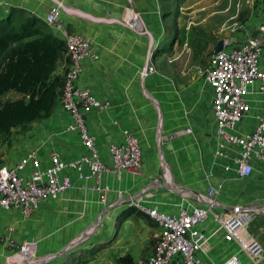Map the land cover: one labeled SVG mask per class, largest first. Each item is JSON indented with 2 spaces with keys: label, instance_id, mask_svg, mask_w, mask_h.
<instances>
[{
  "label": "crops",
  "instance_id": "obj_1",
  "mask_svg": "<svg viewBox=\"0 0 264 264\" xmlns=\"http://www.w3.org/2000/svg\"><path fill=\"white\" fill-rule=\"evenodd\" d=\"M54 2L60 4L58 18L62 26L71 32L90 38L98 54L95 60L84 62L83 72L77 84L81 87H88L100 101L108 104L103 110H94L89 113L85 119L89 132L96 138L100 158L106 165L111 166L108 144L120 142L123 138V129H128L138 139L141 146L142 168L137 175L125 170L119 173L104 172L99 181V186L108 191L104 201L101 200V193L90 189L94 184L93 180L78 179L73 171L65 170L72 179L73 188L61 193L56 199L44 201L39 209L29 216L24 217L16 210L0 208V264L3 263L5 254L8 252V239L15 243H21L24 240L35 242L36 257L51 262L49 264L52 262L56 264L61 253L63 254V251L78 238V235L84 236L94 226L93 223H100L103 218L102 225L106 222L113 223L116 218L121 222L124 221V224L128 223V226L135 223L137 219L145 220L135 211L130 215L125 213L130 207L126 204V200L129 197L141 195V189L149 185L153 180L152 177L155 176L144 167L142 146L148 142L147 138L152 137L155 130L153 111L158 113L159 120L162 121L159 128L161 127L165 137L174 132L178 136L180 134L189 135L196 140L199 147L200 165L208 180L203 189L194 191L189 204H204L196 199V194H204L209 184L224 179L223 189L214 198V211H227L239 205L264 208L263 163L255 162L254 173L245 180L236 179L232 173H224L219 162L214 163L212 153L216 141L215 121L210 107L211 91L208 85L210 95L206 104L210 109V120H208L209 130L205 132L210 136L204 137L199 128L201 117L196 120L193 134H189L192 130L186 132L188 125L193 123V119L188 118L189 116L184 118L175 109L177 106L173 101L174 96H171L174 92L171 89L169 78L152 74V72L151 75L147 73L144 77L142 70L146 62L144 44L142 40H138V37L146 36L150 30L154 33L159 31L155 25H150L148 29L143 22L145 14L147 18L149 13L159 15V0H0V5L18 6L42 19ZM251 3L252 10L245 22L247 37H261L257 27L264 25V0H251ZM129 6L139 9L147 31L146 35L137 34L117 22L123 10ZM52 33L59 36L57 31L52 30ZM149 42L153 44L151 39ZM231 42L237 43L238 41L232 39ZM66 64L65 56L63 67L58 69L57 66L56 72L60 70L62 74ZM148 98L154 101V104ZM249 98L252 112L238 125V132H247L254 127L252 114L257 113L261 108L260 95L251 94ZM167 103H172L171 109L177 113L175 121L169 115L170 109ZM53 115L54 118L57 117V120L51 127H56V130L55 133L51 131L50 138H44L46 130L35 133L27 132L23 138L24 142L15 141L6 153L4 158L6 162L1 161L0 163L8 166L14 164L27 149L37 151L44 159V163L50 151L57 152L66 161L76 158L84 148L78 134L66 130L72 120L62 109L59 101H56L53 107ZM166 118H168V123L164 129L163 121ZM166 143L168 150L173 148L169 158H174L176 153L183 155V142L178 139L172 141L167 139ZM209 163L210 168L208 169ZM165 174L167 175V172ZM153 187L150 190L151 194L141 195L142 203L156 204L159 209L166 212H177L182 206L188 205L186 199L189 198L188 193L178 190L172 194H165L161 192L162 185L157 183ZM215 227L216 224L210 218L201 226L202 231L210 236L205 245L204 254H199L201 263L222 264L226 259L235 255L236 264H252L248 259V253L240 246V243L254 244L252 243L255 239L254 232L245 227L236 242H226L222 232L217 231L213 234ZM152 244L146 249L144 256L137 259L147 257L152 251ZM57 254L60 255L51 258ZM256 254L264 255V251H257Z\"/></svg>",
  "mask_w": 264,
  "mask_h": 264
},
{
  "label": "built area",
  "instance_id": "obj_2",
  "mask_svg": "<svg viewBox=\"0 0 264 264\" xmlns=\"http://www.w3.org/2000/svg\"><path fill=\"white\" fill-rule=\"evenodd\" d=\"M59 10L60 4L54 2L41 20L57 31L59 36L56 37L64 42L67 64L61 74L56 101L72 120L66 130L78 134L84 150L68 161L50 151L44 163L37 151L29 150L12 165L0 163V208L16 210L24 217L39 209L44 201L56 199L73 188L65 170L73 171L78 179L93 180L90 189L101 193L104 201L108 191L99 186L104 172L125 170L137 175L142 168L141 146L128 129H123L120 142L108 144L111 166L100 158L96 138L89 132L85 119L89 113L103 110L108 104L100 101L88 87L77 84L84 62L95 60L98 54L90 38L62 26ZM117 22L137 34H147L140 12L134 6L126 7ZM257 30L261 37L251 36L237 43L223 40L222 49L210 52L203 69L211 91L210 107L215 121L212 157L224 173H232L239 180L248 179L254 173L255 162L264 164V25H259ZM142 70L144 75L156 70L150 53ZM251 94L261 96V108L252 114L254 127L238 132V125L252 112ZM189 131L186 128V132ZM223 184L224 179L209 184L204 194H196V199L204 204L184 205L177 212L163 211L156 204H144L141 195L129 197L127 205L136 206L156 226L151 253L136 259L134 264H202L199 254H204L210 236L201 226L209 218L216 224L213 234L222 232L226 242H236L253 219L260 217L264 222V208L239 205L227 211H214V198ZM248 244L240 243V246L250 255L258 256L257 249L247 250ZM7 247L2 264H39L41 261L36 257L33 241L15 243L8 239ZM236 263L237 257L232 255L222 264Z\"/></svg>",
  "mask_w": 264,
  "mask_h": 264
},
{
  "label": "rangeland",
  "instance_id": "obj_3",
  "mask_svg": "<svg viewBox=\"0 0 264 264\" xmlns=\"http://www.w3.org/2000/svg\"><path fill=\"white\" fill-rule=\"evenodd\" d=\"M159 9V15L149 13L148 18L147 14L145 18L143 17V22L148 29L150 25H155L159 30L157 33L150 30L146 36L138 37V40H142L144 44V60H147L150 53L151 61L156 67V71L152 74L169 78L174 92L171 96H174L173 101L177 106L175 109L184 118L189 116L188 118L193 119V123L188 125L192 130L189 134H193L196 120L201 117L199 128L204 137H209L210 134L205 131L209 130L210 109L207 108L206 103L210 93L203 76L204 65L219 41L225 39L240 41L247 38L245 22L252 10L251 0H184L182 3L178 0H159ZM149 10L153 12L152 9ZM46 30L52 34L50 27L46 26ZM150 39L153 44H150ZM64 57L65 50L57 59L54 71L60 78V70L56 72V69L57 66L58 69L63 67ZM140 87L142 88L141 85ZM144 90L146 92V89ZM17 96L18 94L12 91L6 94L9 99H15ZM55 103L54 100L46 116L16 126L9 136L0 134V162H6L4 160L6 153L15 141L24 142L25 133L46 130L44 138H50L51 131L55 133L56 127H51L57 120V117L54 118L53 115ZM151 103L154 104V101L151 100ZM167 107L170 109V117L175 121L177 113L171 109L172 103H167ZM153 114L155 130L152 137H146L148 142L142 146L145 154H143L144 167L155 176L152 177L153 180L149 185L141 189V195L151 194L150 190L158 183L162 185V193L172 194L178 190L188 193L189 198L186 199L189 204L194 191L203 189L208 180L200 165L199 147L196 140L189 135L178 136L174 132L165 137L161 127L159 128L162 121L159 120L158 113L153 111ZM167 119L163 121L164 129L168 123ZM167 139L171 141L178 139L183 142V155L176 153L174 158H169L173 148L168 150ZM29 150L33 149H27ZM211 165H213L212 162ZM207 168H210V163ZM128 202L129 199L126 200V204ZM103 221L104 218L100 223H93L94 226L84 236L78 235L68 250L58 257L56 264H133L135 259L144 256L146 249L152 244L156 228L150 219L148 221L137 219L138 222L131 223L129 226L118 218L110 224L106 222L102 225ZM245 227L255 234V239L252 241L254 244L246 245L247 250L251 252L257 249L263 252L264 222L257 217ZM247 256L252 264H264L263 254L254 257L248 253ZM123 258H125L124 261ZM49 263L51 262L40 264Z\"/></svg>",
  "mask_w": 264,
  "mask_h": 264
},
{
  "label": "trees",
  "instance_id": "obj_4",
  "mask_svg": "<svg viewBox=\"0 0 264 264\" xmlns=\"http://www.w3.org/2000/svg\"><path fill=\"white\" fill-rule=\"evenodd\" d=\"M46 26L41 18L21 7L0 5V134L3 136H9L18 125L46 116L57 99L61 78L54 71L65 46ZM11 91L18 94L15 99L6 97ZM134 211L148 221L133 206L125 214Z\"/></svg>",
  "mask_w": 264,
  "mask_h": 264
},
{
  "label": "water",
  "instance_id": "obj_5",
  "mask_svg": "<svg viewBox=\"0 0 264 264\" xmlns=\"http://www.w3.org/2000/svg\"><path fill=\"white\" fill-rule=\"evenodd\" d=\"M222 47H223V40H221V41H219V42L217 43L216 47L214 48V51L217 52V51L221 50ZM68 248H69V246H68L63 252H65L66 250H68ZM61 254H62V253H61ZM59 255H60V254L54 255V256H52L51 258H55V257H57V256H59ZM44 262H46V260H41V261L39 262V264H40V263H44Z\"/></svg>",
  "mask_w": 264,
  "mask_h": 264
}]
</instances>
